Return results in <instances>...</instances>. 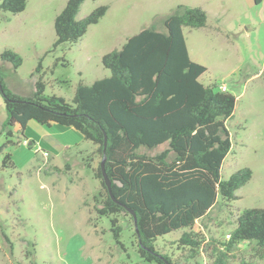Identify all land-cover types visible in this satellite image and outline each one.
Returning <instances> with one entry per match:
<instances>
[{
    "label": "rangeland",
    "instance_id": "374dc122",
    "mask_svg": "<svg viewBox=\"0 0 264 264\" xmlns=\"http://www.w3.org/2000/svg\"><path fill=\"white\" fill-rule=\"evenodd\" d=\"M66 1L26 0L21 12L0 10V53L11 49L22 58L17 68L0 60V74L13 92L29 95L41 80L45 94L72 102L78 84L110 75L102 56L119 49L128 37L151 25L164 29L163 19L180 4L206 12L205 26H184L182 32L190 59L206 67L199 81L215 90L224 85L235 96L226 121L231 148L220 175L227 179L249 167L252 176L235 191V199L218 197L194 224L204 238L199 252L177 242L186 227L158 236L155 245L173 264H211L212 249L228 239L236 216L246 208H264V3L84 0L78 19L100 5L107 6L105 14L76 41L55 46L54 18ZM5 117L0 93V264H157L139 256L127 214L99 215L95 210L101 201L94 195L102 189L94 176L101 161L96 145L72 127L34 120L8 137L1 131ZM166 147L138 151L153 155ZM6 154L10 158L4 161ZM113 218L121 228L120 242L114 237ZM242 258L264 264L247 243L230 254V264Z\"/></svg>",
    "mask_w": 264,
    "mask_h": 264
},
{
    "label": "trees",
    "instance_id": "16d2710c",
    "mask_svg": "<svg viewBox=\"0 0 264 264\" xmlns=\"http://www.w3.org/2000/svg\"><path fill=\"white\" fill-rule=\"evenodd\" d=\"M83 1L67 0L56 14L55 46L79 39L107 10L100 5L78 19ZM25 7L26 0H0L3 11L18 13ZM206 19L202 8L178 5L163 19L164 29L145 27L119 49L105 53L102 64L110 75L89 85L78 84L72 102L45 94L41 80L32 93L20 95L5 85L0 74L6 113L1 131L11 137L15 125L23 132L30 120L46 126L55 123L78 130L96 145L100 159L105 156L112 192L123 204L109 195L98 163L94 176L102 189L94 197H99L101 206L95 210L99 215L127 214L139 256L157 264H173L169 255L157 249L158 236L186 227L177 242L199 252L204 238L194 224L209 213L218 197L235 199V191L252 176L249 167L235 170L227 179L220 175L231 148L226 121L232 116L235 96L199 81L206 67L190 59L182 32L184 26H205ZM0 60L14 68L22 63L11 49L0 53ZM165 143L167 147L153 155L138 151ZM9 158L6 154L4 161ZM126 206L135 212L137 231ZM116 222L113 218L112 223ZM235 222L221 248L212 249L211 264H230V254L241 243L250 244L264 259V208H246ZM120 229L113 228L117 242ZM237 264L256 263L242 258Z\"/></svg>",
    "mask_w": 264,
    "mask_h": 264
},
{
    "label": "water",
    "instance_id": "95a60500",
    "mask_svg": "<svg viewBox=\"0 0 264 264\" xmlns=\"http://www.w3.org/2000/svg\"><path fill=\"white\" fill-rule=\"evenodd\" d=\"M105 141H106V138H105ZM104 162H105V156H103V158L101 159L100 161V168H101V174H102V178H103V182L105 184V186L107 187V190H108V193L109 195L111 196V198L116 202V203H119V204H123L122 202H120L113 194L112 192V189H111V181L110 179L108 178L106 172H105V169H104ZM126 209L130 212V214L133 216V219H134V225H135V229L137 231V227H136V216H135V212L130 209L129 207L126 206Z\"/></svg>",
    "mask_w": 264,
    "mask_h": 264
},
{
    "label": "crops",
    "instance_id": "0c3cea01",
    "mask_svg": "<svg viewBox=\"0 0 264 264\" xmlns=\"http://www.w3.org/2000/svg\"><path fill=\"white\" fill-rule=\"evenodd\" d=\"M250 2H251L252 4H255V5H256V4L264 3V0H261V2H259V3H255L254 0H250ZM30 122H31V120L28 121L26 125L30 124ZM14 128H15V130H17V131L20 130V126H19V125H15V126L13 127V129H14ZM13 129H12V130H13ZM13 132H14V131H13ZM49 142H50V144H56V141H55L54 139H51ZM29 143H31V141H29Z\"/></svg>",
    "mask_w": 264,
    "mask_h": 264
},
{
    "label": "built area",
    "instance_id": "2783aa9c",
    "mask_svg": "<svg viewBox=\"0 0 264 264\" xmlns=\"http://www.w3.org/2000/svg\"><path fill=\"white\" fill-rule=\"evenodd\" d=\"M221 90H226V88H225V86L224 85H222V86H220L219 87ZM24 142H26L25 140H24ZM41 150V149H40ZM45 155H47L48 153L46 152V151H42Z\"/></svg>",
    "mask_w": 264,
    "mask_h": 264
}]
</instances>
